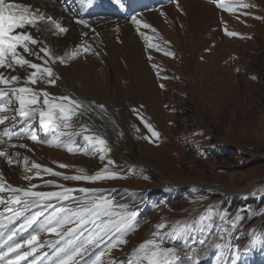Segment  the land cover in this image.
<instances>
[{
	"label": "rangeland",
	"instance_id": "obj_1",
	"mask_svg": "<svg viewBox=\"0 0 264 264\" xmlns=\"http://www.w3.org/2000/svg\"><path fill=\"white\" fill-rule=\"evenodd\" d=\"M186 2L192 5L190 9L180 6L176 13L163 9L156 14L138 16L143 24H134L135 40H131L132 34L126 28L122 29L126 33L114 35L100 27V36L109 45L107 62L111 65L99 61L98 55L88 54L84 64L74 67L79 80L67 74L73 75L72 68L67 70L71 86L75 85L84 96L105 101L114 116L116 139L110 142L103 138L106 143L94 153L98 161L91 162L87 154L82 158L78 152L69 151V147L53 148L41 152L40 156L57 166L65 161L71 166L84 165L83 171L87 173L115 174V178L87 180L89 182L133 187L135 184L118 174L124 166L114 151L117 149L140 166L144 164L143 169H136V174L130 171V176L148 181L141 185H149V175H154L156 180L151 178L156 193L138 195L140 200L134 195L117 197L112 202L118 200V203L109 207H116V212L120 213L136 212L137 230L126 238L135 239L136 243H125L130 249H137L141 241L153 239L152 235L159 233L162 241L155 239L160 246L174 248L179 255L174 264H264V231L259 228L264 222V203L228 208L222 204L225 194L213 199L211 195L215 191L199 195L201 189L217 184L228 187L227 193L234 196L259 199L264 195V14L259 13L257 21L243 17L238 22L236 15L224 19L225 34L227 31L255 33V36L251 40L243 38L247 43L238 50L240 42L226 34L225 42L222 41L224 48L221 52L220 47L217 50V66L212 69L195 56L205 46L201 44L204 40L207 43L212 40L208 39V34L218 25L217 15L211 13L212 21L210 12L204 9L205 4L194 0ZM240 2L249 5L246 8L254 12L258 11L257 6L264 8V0ZM34 30L30 32L32 35H35ZM211 34L215 32L212 30ZM138 40H142V46ZM45 41L42 38V45L47 48ZM64 41L67 42L65 38H55L53 52L60 49ZM132 44L135 46L130 50ZM149 44L157 47H149ZM178 47L183 52L189 51L185 61L176 59ZM169 52L173 55L166 54ZM234 53L239 60L232 58L227 64L222 59ZM200 56L204 60L205 55ZM185 75L189 78L182 83L178 78ZM145 122L159 134L161 129L167 134L169 139H165L163 146L156 145L160 138L152 136ZM217 145L233 146L239 153L210 158L213 156L210 150ZM25 170L32 171L29 167ZM165 181L175 184L166 185ZM171 188L184 192L193 188V191L181 198L162 196ZM232 188L241 190L234 192ZM246 210L249 214L258 212L255 222L247 224ZM202 216L206 217L203 221ZM161 223L165 227L157 228ZM201 240L205 243L201 244ZM128 260L131 264H141L135 257Z\"/></svg>",
	"mask_w": 264,
	"mask_h": 264
},
{
	"label": "snow or ice",
	"instance_id": "obj_2",
	"mask_svg": "<svg viewBox=\"0 0 264 264\" xmlns=\"http://www.w3.org/2000/svg\"><path fill=\"white\" fill-rule=\"evenodd\" d=\"M120 3V6L123 7V3L121 0H117ZM218 7L224 8L226 11H232L233 9L223 2L218 3ZM243 7H249V5H243ZM247 14V13H245ZM48 22L55 29L59 30L60 33L67 32V28L63 27L56 19L51 16H45L43 13L39 11V9L33 10L31 6L23 5L20 3H16L15 0H0V68H9L13 69L14 66H29L35 71L31 72V74L27 75L26 83L30 82L31 84L37 83V73L47 74L48 77L52 76V69L50 67H41L36 63H32L30 60L26 59L22 53L39 56V53L32 51L30 49V45H36L39 43L33 35L27 31L29 27H37L38 22ZM81 23H84L81 21ZM137 23H139L137 21ZM87 26V25H86ZM144 27H150L149 25H144ZM226 34L229 36H236L238 33L227 32ZM149 47H157L156 45L149 44ZM84 51H88L87 48ZM39 52L44 53V57H48L52 59L49 50L46 47H41ZM167 55H173V53H166ZM43 59V57H41ZM55 59H60L63 62V58L55 57ZM20 77L11 76L9 78H5L3 73H0V85H13L14 82H18ZM48 83L54 84V79H49ZM40 94L36 93L32 90V88L23 86V87H9L8 89L0 88V101H3L5 97H9L8 103L11 104V97H15L16 103H18V108L16 111L19 112V115L24 118V121H30L37 114L39 115V121L41 126H43L46 130L49 127H59L61 124L64 127H68V121L71 118V112L75 109L82 108L83 105L80 101L75 100L74 98L65 96L61 97L59 103H52L50 105V101L47 98L48 93L44 92L42 95L45 97L43 100V105L46 106L47 110L44 109H36L32 107L36 105L38 101V96ZM67 102L71 105V108H66L65 103ZM103 108V105L100 106ZM8 111V107L5 103H0V113H6ZM9 119L8 115H4L0 117V124H3L5 121ZM145 127L148 128L149 132H151L153 137L159 138V133L156 132L151 125L145 122ZM85 132L89 131L87 128L84 129ZM78 135V134H77ZM30 139L33 141L37 140L36 135H31ZM84 139L89 141L90 143H98L103 145L106 143L105 140L94 138L89 135H85ZM49 143H51L49 141ZM24 147V145H20ZM72 151L71 148L68 149ZM103 151V149H101ZM7 156L6 152L0 151V157ZM103 160L104 157L101 156ZM11 162V161H10ZM27 163V159L25 160ZM109 163H112L109 161ZM60 167H66V165H59ZM43 166L38 163H33L32 168L40 169ZM45 172L52 173L51 169L44 168ZM82 174L71 177L74 180H89L95 181L104 178H115V174H108L105 176L103 173H97L95 175L89 176L87 174H83V170H79ZM54 175H59V173H52ZM27 178V177H26ZM67 178V177H66ZM0 191H4V187L0 184ZM11 191L22 193L25 197H40V198H48V197H57L62 199H67V192L69 190H65L62 193H41V192H33L31 190H24L20 188H12ZM82 191H88L87 189H82ZM3 201H0L2 203ZM12 203L21 204L24 203L25 210L27 206L26 201H22L21 197L17 196L12 198ZM109 203L107 201L97 202L95 200L91 202H85L84 206L81 208L72 210V209H59L58 211L63 212L64 216L56 220L57 227H63L66 223H73L76 225L75 228L69 227L66 232L61 235L60 232L56 231V228L50 227L48 229L49 232H55L57 236L61 239H64L65 236L74 237L78 239L77 233L80 235L83 234V230L89 224L95 225L98 231L90 237L86 243H83L77 246L74 249H70L69 252L65 253L64 259L60 262V264H70L75 257L82 255L88 247L98 246L100 242L103 241V237L108 235L110 231L113 229L115 232L119 233L121 237L128 230L134 227V221L136 219V212H113L109 210ZM51 207V205H49ZM21 213L17 211L15 213V218H19ZM41 215V213H35L31 218H26V225L31 226L37 219V216ZM113 217H118V219H112ZM201 221L206 219V217L202 216ZM13 217H9L7 223H12ZM99 222V223H98ZM7 227V224L4 221H0V230H3ZM23 227V226H22ZM165 225L163 223L157 225V228L163 229ZM155 237L160 238L162 241V237L159 233L153 234ZM15 236V233H12L8 237L11 240ZM34 241H36V237L33 236L30 240L27 241L28 246L34 252L35 245ZM71 243L72 241H67ZM117 243L124 244L127 241L120 239ZM201 244L205 243L204 240L200 241ZM115 245H113L114 247ZM24 247L23 244L15 243L9 245L7 251H0V262L2 264H20L21 261L26 260L32 253L28 251H21ZM60 250V249H58ZM133 257L136 258L137 261L147 262V264H174L175 261L179 259V255L174 248H162L156 239H150L140 244L137 249L133 252ZM14 257V258H13ZM97 264H99V257H97ZM131 264V261L129 262Z\"/></svg>",
	"mask_w": 264,
	"mask_h": 264
},
{
	"label": "bare ground",
	"instance_id": "obj_3",
	"mask_svg": "<svg viewBox=\"0 0 264 264\" xmlns=\"http://www.w3.org/2000/svg\"><path fill=\"white\" fill-rule=\"evenodd\" d=\"M21 1V0H20ZM33 1V2H32ZM194 1H197V0H194ZM33 3V4H32ZM23 5H27V6H31V8L33 10L35 9H39V11L41 13H43L45 16H51L55 19H57L58 22H60L62 25H66L67 22H68V18H67V15L65 13L61 14V13H57L55 12L56 10L53 9V8H50L49 7V4H41L40 6V3L37 2V0H31L28 2L24 1V4ZM47 7V8H46ZM40 28L41 29V35H42V38L45 39L46 41L49 42V37H48V34H50L52 37H55V34H58L59 35V30L55 29L50 23L48 22H38V25H37V28ZM36 27H29L27 28V31L31 32L33 31V29H35ZM45 41V42H46ZM57 41V40H56ZM66 41H64V44L65 46H63L62 50L64 49L67 50L69 48L70 45L69 42L71 43V45H75V43L77 42V40L74 38V36H67L66 38ZM51 42H52V46L51 47V51H49L50 53H52L54 51V46L53 43H54V38H51ZM61 43V42H60ZM59 43V44H60ZM58 44V45H59ZM46 46V45H45ZM56 49V48H55ZM62 50L60 49H57L56 51L57 52H61ZM55 51V52H56ZM168 180V179H167ZM166 183V181H165Z\"/></svg>",
	"mask_w": 264,
	"mask_h": 264
},
{
	"label": "trees",
	"instance_id": "obj_4",
	"mask_svg": "<svg viewBox=\"0 0 264 264\" xmlns=\"http://www.w3.org/2000/svg\"><path fill=\"white\" fill-rule=\"evenodd\" d=\"M213 141H214V139H213ZM210 153L213 155V156H210V158H215V157H222V156H224V155H226V156H228V155H232L233 153L234 154H238L239 152H238V150L237 149H232L231 148V146H225L223 149H221V147L220 146H214L211 150H210ZM255 162V161H254ZM178 194H183V193H178ZM169 195H172V194H169ZM181 195H178V196H181ZM248 200H250V201H248ZM242 202L243 204H245L246 203V201L247 202H255V201H257L256 199H243V198H233L232 199V203H237V202ZM229 202H230V199L228 200V201H226V203L227 204H229ZM262 203H264V195L262 196V198L260 199V201H259V205L260 204H262Z\"/></svg>",
	"mask_w": 264,
	"mask_h": 264
}]
</instances>
